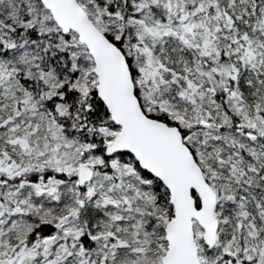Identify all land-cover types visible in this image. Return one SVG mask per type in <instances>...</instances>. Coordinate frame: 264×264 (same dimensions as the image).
<instances>
[{"label": "snow or ice", "instance_id": "6c2138e0", "mask_svg": "<svg viewBox=\"0 0 264 264\" xmlns=\"http://www.w3.org/2000/svg\"><path fill=\"white\" fill-rule=\"evenodd\" d=\"M0 264H264V0H0Z\"/></svg>", "mask_w": 264, "mask_h": 264}]
</instances>
